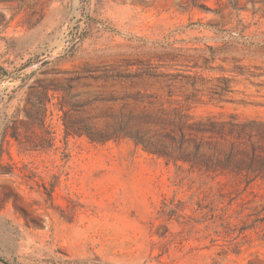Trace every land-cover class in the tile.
<instances>
[{
    "label": "rangeland",
    "instance_id": "rangeland-1",
    "mask_svg": "<svg viewBox=\"0 0 264 264\" xmlns=\"http://www.w3.org/2000/svg\"><path fill=\"white\" fill-rule=\"evenodd\" d=\"M177 113L264 119V0H0V259L264 264V182L119 131Z\"/></svg>",
    "mask_w": 264,
    "mask_h": 264
},
{
    "label": "trees",
    "instance_id": "trees-1",
    "mask_svg": "<svg viewBox=\"0 0 264 264\" xmlns=\"http://www.w3.org/2000/svg\"><path fill=\"white\" fill-rule=\"evenodd\" d=\"M52 86L37 83L35 88H40L46 98L51 90H59L57 85ZM45 98H38V103L46 104ZM168 120L154 125L158 126L154 131L145 125V120L123 123L119 131L150 155L179 170L186 167L214 178L231 176L236 184L245 187L264 182V119L241 118L237 114L228 118H196L189 113H177ZM65 126L69 129L67 123Z\"/></svg>",
    "mask_w": 264,
    "mask_h": 264
},
{
    "label": "water",
    "instance_id": "water-1",
    "mask_svg": "<svg viewBox=\"0 0 264 264\" xmlns=\"http://www.w3.org/2000/svg\"><path fill=\"white\" fill-rule=\"evenodd\" d=\"M0 261H2L4 264H7L5 261H3L2 259H0Z\"/></svg>",
    "mask_w": 264,
    "mask_h": 264
}]
</instances>
